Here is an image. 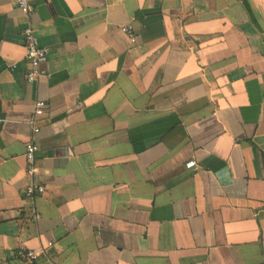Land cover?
<instances>
[{
	"label": "crops",
	"instance_id": "obj_1",
	"mask_svg": "<svg viewBox=\"0 0 264 264\" xmlns=\"http://www.w3.org/2000/svg\"><path fill=\"white\" fill-rule=\"evenodd\" d=\"M14 1L0 0V264L48 244L40 264H264V0H30V19ZM29 25L49 52L36 84Z\"/></svg>",
	"mask_w": 264,
	"mask_h": 264
},
{
	"label": "built area",
	"instance_id": "obj_2",
	"mask_svg": "<svg viewBox=\"0 0 264 264\" xmlns=\"http://www.w3.org/2000/svg\"><path fill=\"white\" fill-rule=\"evenodd\" d=\"M15 5L21 10V12L30 19L36 11L35 5L30 0H15ZM123 34H125L132 43H135L137 36L133 24H129L121 28ZM24 42L26 49V61L28 63V71L26 74V80L29 84H36L45 74L43 66L48 61L49 52L46 48L41 47L39 39L31 25H29L24 33ZM12 71L17 69V65L11 67ZM47 105L44 102L36 103L35 115L31 119L30 124L32 126V132L34 135H38L40 132V125L38 124V117H42L45 113ZM40 151L39 145L31 141L26 145L25 158L27 161L26 173L29 178V184L25 190V199L32 207V216L35 220L40 219V215L35 209V202L37 198L43 197L46 193V188L41 183H37L35 178L38 174L37 167V153ZM195 162L189 163L187 168H196ZM52 244H48L47 247H41L36 249H21L18 252V258L21 259L24 264H40V259L47 255L48 250L52 247Z\"/></svg>",
	"mask_w": 264,
	"mask_h": 264
}]
</instances>
